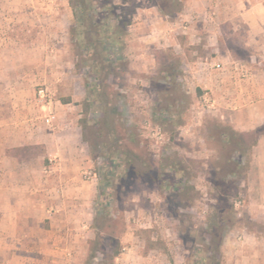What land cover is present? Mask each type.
I'll return each instance as SVG.
<instances>
[{
    "label": "crops",
    "instance_id": "obj_1",
    "mask_svg": "<svg viewBox=\"0 0 264 264\" xmlns=\"http://www.w3.org/2000/svg\"><path fill=\"white\" fill-rule=\"evenodd\" d=\"M211 2L210 11L199 14L208 39L219 43L211 47L214 55L198 59L203 67L195 76L206 111L246 148L233 187L242 198L234 203L242 218L223 237L221 264H264V0H200ZM142 13L131 27L133 39L145 41L139 35L149 26L145 15L164 18L150 6L135 20ZM73 22L67 0H0V264H85L94 238L97 188L81 178L83 142L70 108L76 97L57 101L56 121L48 128L33 92L37 81L63 79L49 75L52 66L59 68L49 61L67 54ZM224 27L235 41L225 37ZM34 148L36 155L29 153ZM120 243L114 264H169L133 233Z\"/></svg>",
    "mask_w": 264,
    "mask_h": 264
},
{
    "label": "rangeland",
    "instance_id": "obj_2",
    "mask_svg": "<svg viewBox=\"0 0 264 264\" xmlns=\"http://www.w3.org/2000/svg\"><path fill=\"white\" fill-rule=\"evenodd\" d=\"M131 1L136 5L134 16L139 10L162 3L160 0ZM184 1L182 11L173 12L170 18L159 13L163 22L158 17L145 15L144 20H148L149 26L143 32L139 31V35L147 37L145 41L133 39L134 29L131 27L142 20L143 13L137 15L136 20L133 16L123 38L122 55L127 71L115 86L114 90L121 97L114 108L125 128L123 134L127 135L122 144L126 149L134 150L128 133L135 131L142 141L141 147L149 154L151 169L144 167L137 156L130 155L132 168L129 166L127 171L128 157L124 154L118 168L107 169L105 166L108 147L102 144L99 127H94L93 123L99 113L98 107L93 106L84 112L87 92L85 78L80 72L83 58L75 57L77 46L70 37L74 17L67 41L71 53L68 50L62 58L49 61L59 67L52 66L49 75L59 74L63 79L45 84L56 89L55 100L58 102L70 95L76 97L70 108L77 116L78 132L83 142L81 178L94 183L98 189V170L106 168L108 171L110 198L106 201L110 217L119 225L120 239L126 232L139 236L144 249L159 250L169 264H189L193 250L205 246L200 230L209 229L220 209L222 217H231L233 226L242 218L240 210L234 209L235 201L242 199L233 189L235 177L224 184V169L218 170L217 167L223 162L217 138L223 127L217 124L216 116L206 111L205 93L199 88V77L195 76L199 74L201 77L203 67L198 59L214 55L211 47L215 50L219 43L213 38L208 39L203 27L206 21L199 14L203 8L210 11L215 2L205 6L200 0ZM226 31L224 27L225 37L232 39L234 36ZM129 41L135 45L130 47ZM49 46H52L51 42ZM61 64L66 66L61 68ZM164 70L179 72L174 82L165 79ZM40 85L42 81L35 82L33 92ZM81 119L89 120L87 130L82 131ZM38 151L34 148L29 153L36 155ZM116 153L112 157L120 156L119 152ZM85 170L91 171L95 178L86 180L83 176ZM241 172L242 166L239 175ZM189 188H193L191 193L194 195L191 203Z\"/></svg>",
    "mask_w": 264,
    "mask_h": 264
},
{
    "label": "trees",
    "instance_id": "obj_3",
    "mask_svg": "<svg viewBox=\"0 0 264 264\" xmlns=\"http://www.w3.org/2000/svg\"><path fill=\"white\" fill-rule=\"evenodd\" d=\"M116 1L119 3H115ZM160 1L162 3H156L153 6L167 18H170L173 12L182 11L185 2L184 0ZM68 2L75 20L74 26L70 28L71 42L77 46L74 55L83 58L80 62V72L85 78L87 92V97L84 100V112H88L93 106L98 107L99 113L93 123L94 127H99L98 134L102 139V144L108 147L109 154L106 152L107 165L105 164V166L107 169L108 167L118 168L122 165V154H124L127 157L137 156L144 167L151 169L152 163L149 154L144 147H141L142 141L137 138L135 131L131 130L128 133V139H130L134 150L126 149L122 144L127 135L123 134L125 128L117 118L114 108L121 97L114 90L115 86L127 71V63L122 55L123 38L127 34V28L132 24L136 5L131 0H68ZM168 8L171 10H167ZM163 73L165 79H172L171 81L174 82L179 72L164 70ZM62 102L69 103L70 99H63ZM88 121L80 120L82 131L88 129ZM219 126L222 125L219 124ZM222 127L217 138L218 152L223 162L219 163L217 167L218 170L224 169L226 175L234 178L239 175L241 170V158L245 146L239 135L228 127ZM116 152H119L120 156L112 157ZM126 162L128 171L132 166V161L128 157ZM98 175L99 186L94 203L92 223L94 238L89 242L85 264H96L97 260H99L97 264H114L115 258L122 250L120 234L117 232L119 225L110 217L109 203L106 201L110 198L107 189L110 185L108 171L106 168L104 171L99 169ZM234 183L235 181L232 184ZM191 192H193V188H189V203L194 200V195ZM222 214V209H220L219 216L214 219L209 229L200 230L201 240L205 246L193 250L192 260H189V264H221L222 240L226 231L234 223L231 217H222ZM194 257L196 258L193 259Z\"/></svg>",
    "mask_w": 264,
    "mask_h": 264
},
{
    "label": "built area",
    "instance_id": "obj_4",
    "mask_svg": "<svg viewBox=\"0 0 264 264\" xmlns=\"http://www.w3.org/2000/svg\"><path fill=\"white\" fill-rule=\"evenodd\" d=\"M36 103L45 110L46 115L43 118V123L48 128H53L56 121V104L55 95L52 89L47 85H40L35 91ZM83 176L86 180L95 178L91 171H84Z\"/></svg>",
    "mask_w": 264,
    "mask_h": 264
}]
</instances>
